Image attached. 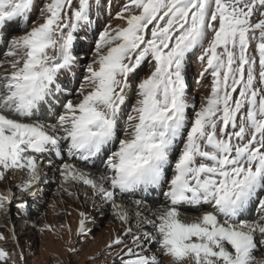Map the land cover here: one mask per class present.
<instances>
[{
	"label": "snow or ice",
	"instance_id": "1",
	"mask_svg": "<svg viewBox=\"0 0 264 264\" xmlns=\"http://www.w3.org/2000/svg\"><path fill=\"white\" fill-rule=\"evenodd\" d=\"M106 4L0 0V210L30 208L51 173L119 222L90 260L264 264V0H124L101 25Z\"/></svg>",
	"mask_w": 264,
	"mask_h": 264
},
{
	"label": "rangeland",
	"instance_id": "2",
	"mask_svg": "<svg viewBox=\"0 0 264 264\" xmlns=\"http://www.w3.org/2000/svg\"><path fill=\"white\" fill-rule=\"evenodd\" d=\"M124 0H107L105 5V11L103 13L97 12L96 15L99 17V22L101 25L109 22L111 17H115L117 11H119L120 6ZM109 6L110 13L109 15ZM38 15V12L36 13ZM35 19V16L33 17ZM113 26L121 23L119 20L111 21ZM93 27H96V22L94 21ZM91 40V36L88 37ZM87 46V44H85ZM199 53L192 55L190 64L188 67V83L190 85L189 95L195 99L198 104L200 97L206 94L208 87V81H205L203 85L197 82L198 73L200 71L199 61L196 56ZM148 71L147 65L144 66V70L140 75H144ZM78 87V82L76 83ZM57 198V196H55ZM41 197L39 198V200ZM52 197H49L47 204L41 207V209L36 212L35 217H32L35 221V226H26L25 221H23V209L16 211V206L12 205L8 207L7 211L0 210V233H4L9 237L8 241L2 240L1 246H6V248L16 256V253H23L22 264H104L103 259L90 260L89 258L94 254L98 255L103 249V241L107 236L108 231L111 229L109 217L102 215L100 211H93L89 205V201L85 202L84 198L79 200L74 199L72 196H67L64 202H52ZM83 200V201H82ZM13 211V212H11ZM79 211H86L89 213L90 217L95 219V223L91 221L88 223V228L92 229L91 234L86 238L79 237L77 235ZM9 212L6 217L5 213ZM197 215V213L195 214ZM15 224V237L16 240L12 239V233L10 232V227ZM8 225V226H7ZM22 226V227H18ZM51 225L52 231H45L44 226ZM61 225L65 227L62 228ZM71 226V234L67 231V226ZM17 226V228H16ZM18 241V245H17ZM71 241V244L69 243ZM79 241V243H77ZM70 246H75L82 249V251L72 255L68 252ZM153 253H157L158 250L154 247ZM107 255V254H106ZM161 256V264H169V258L167 256ZM109 262H111L112 257L107 256ZM11 264V262H9ZM17 264H20L17 261Z\"/></svg>",
	"mask_w": 264,
	"mask_h": 264
},
{
	"label": "bare ground",
	"instance_id": "3",
	"mask_svg": "<svg viewBox=\"0 0 264 264\" xmlns=\"http://www.w3.org/2000/svg\"><path fill=\"white\" fill-rule=\"evenodd\" d=\"M45 171H47V169H45ZM22 174L20 172H16L13 177H12V180H11V184L12 185H15L17 184L21 179H22ZM8 185V182L7 181H4V182H0V190H4L6 189ZM60 180L58 178H53L51 173H49V177H48V183H47V186L45 185H41L40 186V197L41 199L32 203L31 204V207H25L23 208V215L24 217L22 218L23 221L27 222L26 223V226H35V221L34 219H32V217H35L34 214H36V212H38L42 206H44L45 204H47V201L49 200V197L51 196L53 200L52 202H64V199L68 196V195H65V194H62L60 191ZM79 190H80V193H81V196L80 198H84L85 200V197L83 195L84 191H86V189L83 187V186H79ZM55 196H57V198H55ZM136 197H131V198H128V199H135ZM32 199V198H30ZM79 200V199H78ZM83 201V200H82ZM89 201V205L90 207L92 208V203L90 200ZM85 200V202H88ZM149 203L151 204L152 201L149 200ZM14 206H18L17 203L14 204ZM13 207V205H12ZM8 207L5 209V211H7ZM93 210V208H92ZM14 213H16L17 209L13 210ZM11 211V212H13ZM93 211H99V210H93ZM102 213V215H106L109 217V224L111 226V229L108 231V234L107 236L104 238V241H103V245L105 243H107L109 237L111 235H113V229H117L119 228V222L117 220L114 219L113 215L111 214L110 210L108 209H105L104 211H100ZM196 213L195 212H190L189 215H195ZM6 217L9 215V212H6L5 213ZM3 226L2 224H0V227ZM8 226V225H7ZM4 227V226H3ZM18 227H22V226H19ZM2 228V227H1ZM15 228V224L12 225L10 227V232L13 234V229ZM17 228V226H16ZM15 231V229H14ZM2 233V231H1ZM2 245V240H0V246ZM154 252V251H153ZM258 255H264V252H261V253H258Z\"/></svg>",
	"mask_w": 264,
	"mask_h": 264
}]
</instances>
